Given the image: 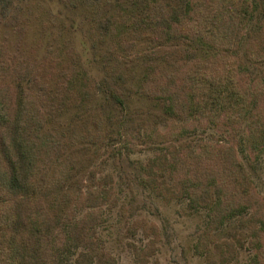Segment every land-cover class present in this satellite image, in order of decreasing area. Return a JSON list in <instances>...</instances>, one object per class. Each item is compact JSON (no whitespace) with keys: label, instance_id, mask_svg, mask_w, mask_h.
Instances as JSON below:
<instances>
[{"label":"rangeland","instance_id":"1","mask_svg":"<svg viewBox=\"0 0 264 264\" xmlns=\"http://www.w3.org/2000/svg\"><path fill=\"white\" fill-rule=\"evenodd\" d=\"M190 1L18 0L16 21L14 7L0 14V55L46 119L43 139L32 137L36 197L65 236L91 210L79 195L95 192L101 217L94 239L112 264H264V215L253 218L254 198L227 193L230 206L215 222L214 185L208 201L197 200L169 163L171 153L181 154L180 163L182 151L202 143L232 147L249 189L264 202V149L250 131L258 106L254 121L264 119V97L254 88L264 95V0H248L245 34L231 53L175 38L165 26L154 30L152 6L181 16ZM216 56L237 61L238 82L251 93L242 115L227 112L202 127L187 106L175 115L169 100L143 92L151 73L171 62ZM112 95L123 97L124 117ZM170 132L172 141L159 142L156 134ZM4 203L0 196V210ZM80 250L62 253L59 264H79Z\"/></svg>","mask_w":264,"mask_h":264},{"label":"trees","instance_id":"2","mask_svg":"<svg viewBox=\"0 0 264 264\" xmlns=\"http://www.w3.org/2000/svg\"><path fill=\"white\" fill-rule=\"evenodd\" d=\"M19 6L18 0H0V14L8 17L9 8L14 7L15 13L10 19L16 21ZM151 10L155 31L165 26L175 38L198 42L223 53L238 50L251 14L248 0H191L181 16L161 3ZM105 20L108 21L107 16ZM174 62L169 68L153 71L143 83V92L169 100L175 115L185 111L183 106H187L191 122L206 127L217 124L227 112L242 115L249 110L251 93L238 82L235 59L216 56L189 63ZM115 76L119 79V72ZM254 88L261 100L264 97L261 86L257 84ZM112 98L116 99L119 116L124 117L123 97L112 95ZM37 106L0 55V196L5 201L0 210V264H59L62 253L80 248L76 259L79 264L92 261L112 264V259L98 249L94 239L101 217L100 199L95 192L90 189L88 195H79L91 210L76 221L65 236L57 234L56 221L47 205L36 197V152L32 137L41 141L46 123ZM258 110L259 106L250 113L251 139L264 149V119L259 117L254 121ZM156 136L162 143L174 138L171 132ZM182 153L180 163L177 161L180 153L169 156L174 169L171 172L181 177V183L184 180L183 188L187 187L197 200L208 201L214 185L220 196V210L213 212L215 222L221 210L230 206L226 205V197L232 190L236 199L243 194L247 202L254 198L252 206H257L252 215L254 219L264 215V202H258L249 189V178L232 147L202 143L197 151L189 148ZM148 175L152 177L155 173L149 169Z\"/></svg>","mask_w":264,"mask_h":264}]
</instances>
